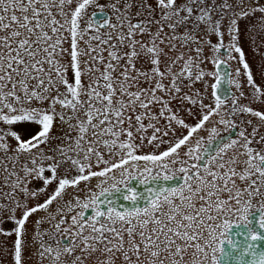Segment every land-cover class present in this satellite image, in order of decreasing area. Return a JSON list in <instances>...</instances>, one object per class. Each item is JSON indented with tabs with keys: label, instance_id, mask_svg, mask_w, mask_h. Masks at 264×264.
<instances>
[{
	"label": "snow or ice",
	"instance_id": "obj_1",
	"mask_svg": "<svg viewBox=\"0 0 264 264\" xmlns=\"http://www.w3.org/2000/svg\"><path fill=\"white\" fill-rule=\"evenodd\" d=\"M0 253L264 264V0H0Z\"/></svg>",
	"mask_w": 264,
	"mask_h": 264
},
{
	"label": "rangeland",
	"instance_id": "obj_2",
	"mask_svg": "<svg viewBox=\"0 0 264 264\" xmlns=\"http://www.w3.org/2000/svg\"><path fill=\"white\" fill-rule=\"evenodd\" d=\"M246 51H248L247 47H246ZM248 54H249V57H251V52L250 51L248 52ZM6 227H7V225H6ZM0 256H2V253H0Z\"/></svg>",
	"mask_w": 264,
	"mask_h": 264
}]
</instances>
